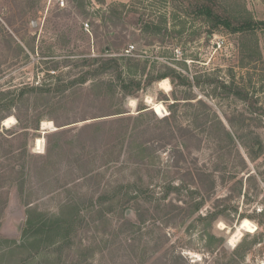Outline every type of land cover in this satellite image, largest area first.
<instances>
[{"label":"rangeland","instance_id":"374dc122","mask_svg":"<svg viewBox=\"0 0 264 264\" xmlns=\"http://www.w3.org/2000/svg\"><path fill=\"white\" fill-rule=\"evenodd\" d=\"M218 2L264 20V0ZM179 4L0 0V98L27 93L22 124L0 112V264H264V29H212ZM132 6L141 23L114 28ZM120 27L129 53L109 38ZM89 56L154 81L61 92Z\"/></svg>","mask_w":264,"mask_h":264},{"label":"trees","instance_id":"16d2710c","mask_svg":"<svg viewBox=\"0 0 264 264\" xmlns=\"http://www.w3.org/2000/svg\"><path fill=\"white\" fill-rule=\"evenodd\" d=\"M175 1V0H174ZM177 2H180L179 4L181 6V11H183L187 15H196L201 17L202 19L209 22V25L212 27V29H223L225 31L229 32H244V31H252L255 29L262 28L264 29V20H255L252 17L247 18H241V17H232L229 13L225 11L219 4L218 0H176ZM122 13V12H121ZM127 15L122 17L120 14L117 16V21L113 22V27L122 24L124 21H128L129 24H135L138 25L141 23L142 18L140 15H136V10H134V6H132L130 9H127ZM135 18H134V17ZM127 18V19H126ZM145 23V21H144ZM147 23V21H146ZM148 24H146L147 26ZM142 26V25H141ZM145 26V24H144ZM114 30V29H113ZM119 36L115 33L113 36H110L109 38H112V43L116 47H120L121 50L125 49L126 46L125 43L127 42V36L125 35V28L120 27ZM119 48V49H120ZM106 49H108V46H106ZM129 60V59H128ZM131 60V59H130ZM129 60V61H130ZM82 64L85 65V68L81 69L78 74L73 76L66 84L62 85L61 92H65L68 89H72L74 86L80 85L85 83L88 80H94L98 78L101 75H107V76H113L114 81L113 85L115 87H118L119 91L122 92L123 96H135V94L141 90L143 87H146L149 85L152 81H154V78L149 76L145 79V81H141L137 78H134L133 76H126L123 74V67L120 64L119 58L115 56H98V57H83ZM131 66V62H130ZM163 76H159V78H163ZM158 78V77H157ZM112 84V83H111ZM35 89V90H34ZM57 85H54L52 88H46L44 90L45 93L50 92H58ZM37 90H42V87L33 88L31 91L36 92ZM241 97H243L246 100L250 99L248 98V95L242 91L238 92ZM27 93L25 91H20L18 95L13 98H8L6 100H3L0 98V112H4L5 115L14 114V109H19L20 104L23 102L24 97ZM6 95L3 92H0V96ZM254 111H259L260 113H264V109L262 108H256L254 107ZM116 113V112H114ZM16 119L20 124H22L23 118L21 120L20 116L18 114H14ZM117 120L123 121L125 118H118ZM76 121V120H75ZM58 126H61L62 124L55 121ZM73 122V121H71ZM70 123L69 121L66 122V124ZM28 127L27 122L24 124V126H21V128ZM65 131H59L56 134H63ZM126 133V131L123 132V135ZM45 158V157H43ZM43 167H39V170L41 171ZM35 173V171H34ZM121 207H134V204L130 202V200H126L124 202L120 203ZM25 223V222H24ZM123 223L127 224L129 227L132 226L133 222L130 219H125ZM129 228H125L124 231H126ZM27 230V227L24 225L22 228V233ZM159 259H156L153 263L150 264H158L157 262ZM160 264H166L163 259L159 261Z\"/></svg>","mask_w":264,"mask_h":264},{"label":"bare ground","instance_id":"6f19581e","mask_svg":"<svg viewBox=\"0 0 264 264\" xmlns=\"http://www.w3.org/2000/svg\"><path fill=\"white\" fill-rule=\"evenodd\" d=\"M160 85L165 88V89H169V84L168 82L163 79L161 82H160ZM150 101V100H149ZM148 101V102H149ZM151 103V102H150ZM153 108L157 111V112H161V105L158 104V103H153ZM8 121L11 120L12 118L9 117L7 118ZM48 126H52V123L49 121V122H43V129L48 127ZM252 227L253 225L250 223V221L248 219H244L240 225V229L242 228L243 230H246V231H252ZM239 230V229H238ZM236 233V232H235ZM240 235V231L237 232L236 235H233L231 238H230V242H233L234 241V237H238Z\"/></svg>","mask_w":264,"mask_h":264},{"label":"water","instance_id":"95a60500","mask_svg":"<svg viewBox=\"0 0 264 264\" xmlns=\"http://www.w3.org/2000/svg\"><path fill=\"white\" fill-rule=\"evenodd\" d=\"M131 214V210H127L126 211V215H130ZM23 225H24V223H23V220H22V222L19 224V229L21 230V228H23ZM22 226V227H21Z\"/></svg>","mask_w":264,"mask_h":264},{"label":"built area","instance_id":"2783aa9c","mask_svg":"<svg viewBox=\"0 0 264 264\" xmlns=\"http://www.w3.org/2000/svg\"><path fill=\"white\" fill-rule=\"evenodd\" d=\"M60 2L63 5V0H60ZM84 26L87 28L88 27V23H85ZM129 52H130V49L129 48H125V53H129Z\"/></svg>","mask_w":264,"mask_h":264}]
</instances>
